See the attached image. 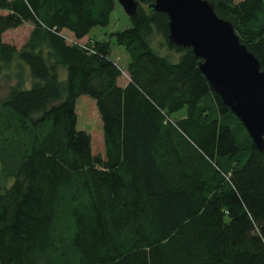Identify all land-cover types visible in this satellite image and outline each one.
Listing matches in <instances>:
<instances>
[{"label":"trees","instance_id":"1","mask_svg":"<svg viewBox=\"0 0 264 264\" xmlns=\"http://www.w3.org/2000/svg\"><path fill=\"white\" fill-rule=\"evenodd\" d=\"M209 1L264 70V0ZM118 3L0 0V72L14 80L0 97V264H264V152L151 1L114 35L130 55L120 84L112 40L89 36ZM25 22L18 49L3 35ZM82 95L104 155L78 128Z\"/></svg>","mask_w":264,"mask_h":264},{"label":"water","instance_id":"2","mask_svg":"<svg viewBox=\"0 0 264 264\" xmlns=\"http://www.w3.org/2000/svg\"><path fill=\"white\" fill-rule=\"evenodd\" d=\"M169 17V40L192 48L211 88L241 120L256 147L264 152V70L241 42L234 25L221 18L209 0H118L137 18L142 2Z\"/></svg>","mask_w":264,"mask_h":264},{"label":"rangeland","instance_id":"3","mask_svg":"<svg viewBox=\"0 0 264 264\" xmlns=\"http://www.w3.org/2000/svg\"><path fill=\"white\" fill-rule=\"evenodd\" d=\"M130 16L125 12L120 3L117 4L115 11L112 14L111 23L109 26H96L90 32V37L109 41L112 40L111 59L117 62L123 69V75L120 77V84H125L129 80L126 71L130 62V55L125 47L120 46L114 39V35L118 30L126 29L131 26ZM33 29L31 22H25L20 27L8 30L3 38L6 42L15 45L18 49L28 41L30 33ZM152 47L160 54L169 57L172 61L179 59V54L169 47L166 38L160 33H155L152 38ZM16 64H14L12 71H16ZM6 70L0 72V97L3 96L8 86L14 80H8L6 77ZM67 76L65 69H60V78L65 80ZM77 111L79 115L78 128L84 129L92 135V148L95 154H105V142L103 134V122L99 114L96 101L88 96L82 95L77 100Z\"/></svg>","mask_w":264,"mask_h":264}]
</instances>
